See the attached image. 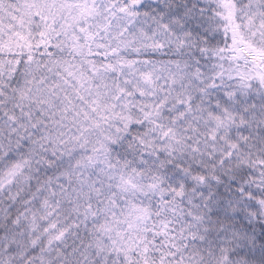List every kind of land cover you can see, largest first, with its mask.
<instances>
[{
  "label": "snow or ice",
  "instance_id": "1",
  "mask_svg": "<svg viewBox=\"0 0 264 264\" xmlns=\"http://www.w3.org/2000/svg\"><path fill=\"white\" fill-rule=\"evenodd\" d=\"M0 264H264V0H0Z\"/></svg>",
  "mask_w": 264,
  "mask_h": 264
}]
</instances>
